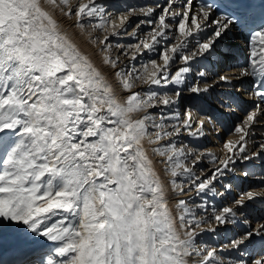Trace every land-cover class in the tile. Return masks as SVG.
Returning a JSON list of instances; mask_svg holds the SVG:
<instances>
[{"label": "snow or ice", "instance_id": "6c2138e0", "mask_svg": "<svg viewBox=\"0 0 264 264\" xmlns=\"http://www.w3.org/2000/svg\"><path fill=\"white\" fill-rule=\"evenodd\" d=\"M45 4L75 17L79 28L103 33L94 42L106 53L109 37L137 39L117 45L130 63L141 64L115 73L126 96L117 95ZM120 7L104 0H0V264H264V222L253 225L245 214L250 202L264 198V188L242 190L220 207L186 199L172 206L145 148L168 138L152 152L164 158L176 194L187 185L196 195L232 196L233 185L222 178L235 172L236 162L264 161V143L249 146L264 126V0ZM233 30L247 33L244 63L209 82L197 65L214 53L221 65L235 60L220 53ZM118 60L104 57L113 68ZM245 80L251 105L229 130L238 138L223 142V159L177 146L172 138L203 137L214 122L195 120L192 108L183 117L163 108L176 105L184 91L199 96ZM205 159L218 165L201 175L197 166ZM218 230L233 232L222 247L198 242ZM36 237L43 238L42 251L34 258L26 247ZM43 240L52 242L50 252Z\"/></svg>", "mask_w": 264, "mask_h": 264}, {"label": "bare ground", "instance_id": "6f19581e", "mask_svg": "<svg viewBox=\"0 0 264 264\" xmlns=\"http://www.w3.org/2000/svg\"><path fill=\"white\" fill-rule=\"evenodd\" d=\"M111 1L114 2V0H107V2H105V3H108ZM126 1L127 2L124 3L123 6L121 5V7L119 9L120 11H123L124 8H127V6H129V5L134 7L135 5L142 4L141 3L142 0H126ZM45 7L58 20L62 30L67 33V35L70 37V39H72V41L77 44V46L80 48V50L84 54H86L87 56H89L91 58L92 62L96 65V67L106 76L108 81L113 85L117 95L121 96V97L126 96L128 93L122 89L118 79L115 76V73L120 71V69L122 67H124V64H122L121 66H117L116 68H113L108 64H105L104 63V57H105V55H109V54L103 50V45H101L98 42H94L95 41V35L92 36V34H94V32H92V34H90V33L85 32L84 29L79 28L76 25L75 17L64 16L59 8H55V7H53L51 5L49 6L47 4H45ZM109 10L115 11L112 8H110ZM137 18L138 17H132L131 19L135 20ZM90 35H91V37H90ZM139 35H141V33H139ZM141 36H143V34ZM111 39H113V37H109V40H111ZM129 39L132 40V41H130V43H132V44H133V42L137 41V39L133 38V37H129ZM120 40L122 41V39H120ZM225 44L228 46H222L220 48V53H229L230 52L233 57L235 55V52L236 53L238 52V55L236 54L237 57L240 54H242L244 57H245V55L248 54V51H249L248 45L244 42L243 38L236 32V30H233V33L230 36V40L226 41ZM121 49L123 50L124 48H121ZM109 50L110 49H108V51ZM148 55H151V54H148ZM148 55L144 56L143 59L147 60ZM213 56H215L216 58L215 57L213 58ZM117 57L118 56H113L112 58L116 59ZM120 58L121 57H119L117 65L119 64V61L120 62L123 61V58H125V57H122L121 59ZM211 58L214 59V61L215 60L219 61L220 54L214 53L208 59L209 60L208 63L211 62L210 64L213 65L212 61L210 60ZM228 62H232V60L228 61ZM131 63H134V61H132ZM138 63H140L139 60H138ZM208 63H207V60H204L202 62V64L197 65V67L201 71L207 70L209 72L210 65H207ZM230 64L221 65L218 63V66H216V68H214V69L217 70V73H225V72L229 71V69H227V68H229V67L231 68V66L234 65L233 63L231 65ZM221 66L223 67V69L220 68ZM215 77H216V74L213 75L212 72H209L207 79L209 82H212ZM190 79H191V77H190ZM219 86H220V88L217 89V87H219ZM225 86H226V89H224ZM225 86H221V84H217L215 86L214 90H209L208 93H202L199 96H196L195 94H191L187 91H184V92H182L180 101L176 105H173L171 108H163L162 110L164 111V113H166L169 116H171L173 113L179 111L181 116L183 117L185 109L186 108H192L193 109V117L195 120L207 119L210 117L211 120L213 121V118L211 117V115L213 114L214 109H217V107L219 105H221L220 102L223 100V98L227 96V95H225V93H228L227 90H234L235 92H237L241 88L247 94V97L250 98L249 93H248L250 84L247 80H245L243 82L233 81V83L231 85H225ZM170 87L171 86H169V88ZM136 90H140V88H137ZM234 109H236V108L234 107ZM159 111L160 110H157V109L152 110L153 113H159ZM225 111L227 113V111H229V110L226 109ZM236 112H238L239 115H242L241 112H239V111H236ZM230 118L232 119V121L234 123L237 121V115L231 114ZM195 127H196V125H194V129H195ZM205 133L206 134L203 137H199V136L192 137L185 132L176 138H179V140H180V138H181V140L183 139V141H181V142H184L185 143L184 145H187L189 148H196V149H199L200 151H204V152H208V151L213 152L219 159L224 158V152L222 151L223 142H221V141L222 140L225 141L229 138L234 139V140L238 138L237 135H235V134L230 135V133L224 132L218 123H214L213 126H211V124H208L205 128ZM262 133H264V126L258 125L254 137L249 140V146L250 147H253L254 143L255 144L264 143V135H262ZM174 142L179 143L178 141H175V139H174ZM167 144L168 143H166L165 141L164 142L161 141L158 145H152V144H149L146 142L145 148L148 150V154L153 159L156 170L160 173L161 179L164 181L165 187L168 189L170 205L174 206L175 203L179 199H186L189 201L190 204L193 202L194 203H197V202L201 203L202 202V203L207 204L206 199H205V195H196V193L194 191H189V190H186L185 193H182V194H176L172 191L171 185H169V182L167 179L170 177L168 176L167 172L165 171V165H163L164 158L159 157L152 152V149L154 147H158L161 145H167ZM207 165L211 166V167L208 166L209 169H213L218 165V161L216 162V164H214L210 159H205L197 166V169H200L203 166H207ZM234 168H235L234 173H229L227 175V177L222 178L223 183H231V180H233L234 176L236 178H239L238 179L239 180L238 188H237V190L234 188V190L232 192V196H230L231 198L233 196H238L242 190L261 191L262 188H264V185L261 184V178H264V161H262L260 159H256V160L250 162V165L249 164L245 165L243 162L237 161L236 164L234 165ZM244 170H249L251 175L247 178L244 177L242 175V172ZM252 173L254 176L256 175L254 178H252ZM260 176H261V178H260ZM172 197H175V199H173ZM250 204L255 206V208L261 207L260 210L255 211V209H253V208H251V206H249V208L245 214L249 215L251 221H253V219H258V218H261L262 216H264V198H258L255 201L250 202ZM173 210L175 212V208ZM260 222H263V221H260ZM256 224H258V223H256ZM225 232H227V231H225ZM210 234H211V232H208V233L206 232L204 236H203V234L201 236L205 237L207 235L210 237ZM232 236H233V232H231V237ZM211 238H213V237H211ZM42 239L43 238H39V237L34 238L27 245L26 250H33L34 249V250H40V252H41L42 250H41L40 241H42ZM198 239H201V238L199 237ZM257 239H259V238H257ZM43 244L45 245L43 250L48 249L50 252L51 248L48 246L52 245V242L43 240Z\"/></svg>", "mask_w": 264, "mask_h": 264}, {"label": "rangeland", "instance_id": "374dc122", "mask_svg": "<svg viewBox=\"0 0 264 264\" xmlns=\"http://www.w3.org/2000/svg\"><path fill=\"white\" fill-rule=\"evenodd\" d=\"M116 1V2H115ZM119 1V2H118ZM123 1V2H122ZM104 2H107V0H105ZM127 1L126 0H114V2L113 1H111V2H108V4H119L120 6L122 5H124V3H126ZM154 2H156V0H142V3L143 4H140V5H135L134 7L138 10L139 9V7H141V5L142 6H144V7H146V6H151ZM73 3H76V0H73ZM50 6V5H49ZM110 9V8H109ZM139 19V17L137 18V19H135V20H138ZM93 22H95V21H93ZM85 30V32H87V33H90V34H92V32H94L91 28H85L84 29ZM132 29H129V31H131ZM148 30H150V29H148ZM144 35L145 33H141V35ZM95 35V40H96V38L97 37H100L101 39H102V37H103V33H101V32H94V34H92V36H94ZM90 37H91V35H90ZM123 37V38H122ZM129 37H131V36H127V35H121V36H117V37H113V39H111V40H109L108 41V43H110L111 44V47L109 48L110 50V52L109 51H107V53L109 54V55H111V57H113V56H118V57H125V58H123V61H119V64L117 65V66H121L122 64H124V67H125V65H128L129 66V68L131 67V64H135V66H136V68L137 69H139L140 67H141V64L140 63H138V61H134V63H130V60H129V57L128 56H125L124 55V53H125V51H127V49L126 48H124L123 50L121 49V48H119V47H117V45L119 44V45H129V44H132V43H130V41H132V40H130L129 39ZM120 39H122V41L120 40ZM137 42V41H136ZM136 42H133V43H136ZM215 56H213V58H214ZM234 57H235V60H232V62H227L226 63V65L227 64H237V61H238V59H237V56H236V52H235V55H234ZM120 58V59H121ZM216 58V57H215ZM212 61V64H213V62H214V59H212L211 60ZM126 63V64H125ZM211 62H209V64H210ZM209 64H207V65H209ZM230 64V65H231ZM225 65V64H224ZM209 67V66H208ZM123 68V67H122ZM220 68H222L223 69V67L221 66ZM230 68V67H229ZM229 68H227V69H229ZM139 88V87H138ZM163 111V110H162ZM164 112V111H163ZM153 114H159V113H153ZM150 131H154V130H151L150 129ZM173 140L175 139V141H178L179 143H176L177 144V146L179 147V146H182V145H184L185 143L184 142H181V141H183V139L181 140V138H180V140H179V138H176V137H174V138H172ZM166 142V143H169V140H168V138H166L165 140H163V142ZM181 142V143H180ZM164 161V160H163ZM163 165H165V163L163 162ZM209 165H207V166H203L202 168H200V169H203L204 170V172H200V174L201 175H203L204 173H207L208 172V170H209V167H211V166H209ZM200 169H197V171L199 172V170ZM210 174V173H209ZM255 177V176H254ZM254 177H252V178H254ZM260 178H261V176H260ZM168 179V182H169V180H170V178H167ZM179 180V179H178ZM232 182L234 181V180H231ZM178 182H181L180 180L178 181ZM170 185V184H169ZM185 189L187 190V185H185ZM218 190H220V191H223V189H219V186H218ZM220 197V198H219ZM215 198L216 199H218L217 201L215 200ZM225 198V199H224ZM229 198H231L230 196H227V195H225V196H212L210 193L209 194H206L205 195V199H206V203L208 204V205H214V206H216V203L217 204H219V205H217L216 207H220L222 204H223V202L224 201H227V202H230L229 201ZM232 199V198H231ZM202 203V202H201ZM201 203H191L190 205H192V204H201ZM205 204V203H204ZM209 210H211V209H209ZM258 210V209H257ZM200 214H202L201 212H200V210L199 209H197V215L199 216ZM264 217V216H263ZM260 219V218H259ZM260 221H262V219H260L258 222L257 221H251L253 224H255L256 225V223H259ZM208 233V232H207ZM230 234V235H229ZM205 235V233L203 234V236ZM228 235V236H227ZM203 236H200V238L201 239H198V242L199 243H201V244H204V243H206V244H208V245H210V246H213V247H222L223 246V244H225V243H227V241L229 240V238L231 237V232L230 231H227V232H225V231H223V230H218L216 233H212V234H210V237L209 236H205V237H203ZM211 237H213V238H211ZM205 241V242H204ZM35 252H40V250H35ZM6 254H8L9 255V257H10V259H12V256H11V254L10 253H6ZM5 254V255H6Z\"/></svg>", "mask_w": 264, "mask_h": 264}]
</instances>
